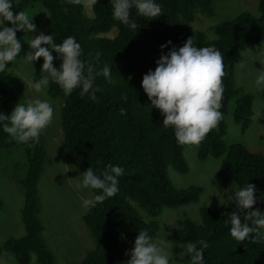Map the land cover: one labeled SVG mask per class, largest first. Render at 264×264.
<instances>
[{
    "label": "trees",
    "instance_id": "obj_1",
    "mask_svg": "<svg viewBox=\"0 0 264 264\" xmlns=\"http://www.w3.org/2000/svg\"><path fill=\"white\" fill-rule=\"evenodd\" d=\"M215 1L227 0H156L162 14L153 20L140 17L132 8L130 19L139 25L133 33L113 19L109 0H96L92 19L85 18L82 4H73L70 0H14V15L16 11L39 4L47 12V35L51 34L56 43L73 36L80 45L81 59L92 64L94 72H99L105 65L110 69L109 80L103 75L95 76L94 87L99 89L95 101L89 100L87 95L81 97L78 88L69 96L51 81L46 88L48 97L58 103L66 156L84 171L91 167L97 174L109 164L124 169L118 177L117 193L86 210L82 217L94 246L84 252L78 264H123L124 245L128 243L133 247L138 230H146L154 240L158 231L156 218L163 209L196 203L202 193L197 186L176 189L172 185L169 168L180 174L188 170L182 154L186 145L178 144L172 128L162 125L163 117L159 110L150 106L141 88L142 76L149 70L154 71L155 61L161 55L160 46L167 41L178 48L192 37L194 46H214L223 56L222 119L196 146L197 158L199 161L220 160L216 174L220 183H235L237 187L247 183L254 185L257 203L253 210L264 211V157L250 153L240 144H225L222 139L232 96L234 66L242 51L259 44L264 37V0H258L257 16L241 12L214 25L211 28L214 41H208L200 32H188L185 26L194 21L197 12L213 16ZM112 30L115 33L111 38L103 36ZM16 38L19 41L17 32ZM168 50L165 48L164 53ZM52 54L53 66L58 68L60 60ZM14 62L0 71V113L5 116L16 105L8 77ZM41 64L42 58L32 64L37 80L44 75L40 71ZM259 94L264 100V90ZM251 104L252 97L248 94L235 100L232 121L241 130L248 127ZM19 145L26 157L22 181L24 200L20 211L24 235L3 242L0 256L6 252L14 256L17 264H29L34 255L37 264H54L53 254L42 238L43 226L39 219L38 183L46 155L45 140L40 135L37 143H20L0 131V150ZM139 210L151 221H144ZM234 210V204L229 201L223 213H218L213 206L201 207L200 223L185 218L174 234L175 241L182 245L205 241V264H264V241L241 243L230 237L229 215ZM240 216L243 220V213Z\"/></svg>",
    "mask_w": 264,
    "mask_h": 264
},
{
    "label": "clouds",
    "instance_id": "obj_2",
    "mask_svg": "<svg viewBox=\"0 0 264 264\" xmlns=\"http://www.w3.org/2000/svg\"><path fill=\"white\" fill-rule=\"evenodd\" d=\"M70 2L82 4L86 14H89L96 0ZM109 3L113 19L133 33L139 25L130 19V9L134 8L137 15L147 20L162 14L161 5L156 0H109ZM13 4L14 0H0V71L20 56L21 44L16 32L32 34L36 31L32 17L29 18L25 11H16L14 15ZM5 22L11 26H5ZM27 44L32 51L24 54L25 61L33 64L37 58H42L40 71L44 75L39 80L31 81V88L38 95L26 103L18 102L7 116L0 113V131L20 143H37L54 118L50 102L40 98L45 95L49 81L57 84L65 96L78 88L81 97L87 95L89 100L95 101V93L99 90L94 87L95 76L103 75L109 80L110 69L105 65L99 72H94L92 64L81 59L80 45L73 36L56 43L51 34L41 33L35 37L31 35ZM171 44V41H167L160 46L161 55L155 61V69L142 76L141 88L150 106L159 110L163 117L162 125L172 128L176 142L198 146L222 119L224 58L214 46H194L192 37L178 48ZM165 48H169L166 54ZM52 53L60 60L58 68L53 66ZM256 55L259 62L264 64V47L260 46ZM241 67H245L243 61ZM252 87L264 90V70L256 72ZM123 172L122 167L109 164L99 174L91 167L79 174L76 190H95L90 198L81 200V207L89 210L113 197L118 191V177ZM255 192V186L250 183L243 187L231 184L229 189L223 191L226 199L235 206L229 215V235L237 242L264 241V211L253 210L257 203ZM240 213H243V220ZM163 244L173 247L165 239L153 240L146 230H138L130 253H126L130 257L126 264H169L172 253L170 250L166 252ZM206 247L203 240L186 243L179 253V260L172 258V264H205L203 249ZM185 255L189 259L185 260Z\"/></svg>",
    "mask_w": 264,
    "mask_h": 264
},
{
    "label": "rangeland",
    "instance_id": "obj_3",
    "mask_svg": "<svg viewBox=\"0 0 264 264\" xmlns=\"http://www.w3.org/2000/svg\"><path fill=\"white\" fill-rule=\"evenodd\" d=\"M257 4L258 0L215 1L213 16L209 17L197 12L194 21L186 24L185 29L190 33L200 32L208 41H214L215 35L211 30L214 25L230 20L241 12H249L257 16ZM25 12L29 18L32 17L31 22L35 25L36 31L32 34L17 32L21 52L8 70L16 104L26 103L38 95L31 88V81L37 80L33 75L32 64L25 61L23 56L32 51L27 44L31 35L33 37L41 33L47 35L46 10L36 4L28 7ZM83 13L86 19H92V11L86 14L83 8ZM5 26L11 25L5 22ZM114 33L115 31L112 30L103 36L111 38ZM260 46L264 47V37L259 44L250 45L242 51L234 66L232 96L227 107L226 131L222 139L225 144L237 143L244 146L250 153L264 157V100L259 94L261 90L252 87L256 72L264 70V64L259 62L256 55ZM242 61L245 63L243 68ZM244 94L252 97V104L248 127L241 130L240 126L232 121V111L235 100ZM40 98L47 99L54 110L52 122L41 134L45 140L46 149L43 172L38 183L42 238L53 254L54 264H78L84 252L94 246L82 222L86 210L81 207V200L90 198L92 193L91 190L78 191L75 188V184L80 179L78 175L84 170L76 161L69 159L63 150L57 101L51 100L46 91ZM182 154L188 170L185 174H180L169 168L168 177L172 185L176 189L197 186L202 189V193L196 203L177 208H165L156 218L158 231L154 240L165 239V242L173 245L172 248L168 244L162 245L166 252L170 250L172 253L169 264H172V258L174 261L179 260V253L183 251L184 245L175 241L174 234L181 228L184 219L188 218L195 224H199V209L206 206H213L218 213H223L228 202L223 191L229 189L231 184L237 186L235 183L218 182L216 174L220 160L209 158L199 161L196 146H185ZM25 172L26 157L22 146L0 150V245L8 238H20L24 235L20 211L24 200L22 181ZM139 213L144 221H151V218L142 211L139 210ZM131 249L132 246L128 243L124 245L123 264H126L130 258L126 253H130ZM184 259L187 260L189 257L185 255ZM0 264L17 263L12 254L2 252ZM29 264H37L34 255H31Z\"/></svg>",
    "mask_w": 264,
    "mask_h": 264
}]
</instances>
